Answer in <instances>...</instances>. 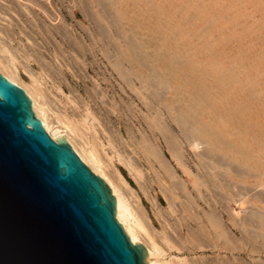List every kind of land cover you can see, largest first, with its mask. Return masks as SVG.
<instances>
[{"label": "rangeland", "instance_id": "rangeland-1", "mask_svg": "<svg viewBox=\"0 0 264 264\" xmlns=\"http://www.w3.org/2000/svg\"><path fill=\"white\" fill-rule=\"evenodd\" d=\"M81 1L82 0H67L66 4H68V6H65V11L71 12L73 9H77L75 10V12H77V17L73 18L74 21L68 20L67 22L70 25H73V27L75 26L74 28H76L77 31L80 26L86 27L90 31H93L95 29L98 32V34L96 35L100 36V32L102 31V29H106L105 27L107 26L105 25L110 19L108 17H110V13H112L113 10L111 6V2L113 0H98L100 2L99 4L92 2V0H83V3ZM156 1L159 3V5H162L160 6L162 10H164L162 13L155 14V7L152 3H150L149 0H125L123 5L126 7L125 12L126 14L128 13V16L126 18L122 16H117V28L119 30L123 29L131 32L133 38H135V41L137 39L141 41V44L145 48L143 49L149 52L151 55L160 46L162 41L161 37L163 35L167 37L171 34L170 30L163 26V24L167 20V15H171L173 19L177 21H181L182 26L185 27V29L188 28V26L183 22L184 20L183 18H181L182 16H180L176 12H173L166 0ZM206 1V6L200 5L198 4V2H196L199 8H197L194 1H190L187 4L190 8L194 7L196 11L200 10L205 12L207 10V12H209L211 15H215L214 6H218L219 4H221V2H229V0ZM87 2L88 5H86L85 7V4ZM184 4L186 3H183V5ZM52 5L54 8L59 7L57 0H54ZM116 5L121 7V4L119 5L118 2H116ZM229 6H231L230 11L221 10L219 12L220 16H224L221 17L220 22H218V25L221 26L219 27V30H215L211 26V24L208 25L207 23H204V21L201 19L199 23V26L201 27H199L196 32L192 31L188 33L189 38H191L192 45L191 47L187 48H184L181 45V54H178V58H180L179 62L186 63V60H190L189 62H196L199 65L208 64L210 63L209 60H214L215 63L216 61L217 63L242 62L243 64L248 66L249 69H251V74L254 72L255 66L264 64V0H233L232 2H230ZM119 7L117 8L119 9ZM0 10V60H6V58L8 59L12 56L14 58V64L16 68L14 73L8 68L7 71L6 68H2V66L0 67V70H6V72L8 73H13V75L15 74L14 77L18 81L19 87H21L22 89L25 87L26 90L33 89V85L31 84V75L38 77V79H40L42 82L41 87L46 90L45 94L49 96V98L47 97V99L50 103V106L54 109L53 111L59 113L60 115L65 114V117L68 116L69 113H67L66 108L71 106L72 108L77 107L79 110H81L79 111L76 108V111H78L79 113L81 112V115L86 112L85 115H87V123L93 125L90 128L87 127V136L90 137L91 135L96 139L97 142L101 143L100 150L101 154L104 156V159L102 160L104 163H102L103 165L101 164L100 166L101 170L108 173V175L111 174V177L112 173L115 172L113 167L117 169V172H119L123 176V178L129 183L132 189L131 192L133 191V194H131L132 200L130 199V201L132 203L134 202L133 204L136 205V200L142 199V206L144 208L146 207L145 210L148 212L150 219L156 220L154 212L157 213V217L163 219L167 217V214L169 212H172L174 209H177V212L175 213L176 216L183 217V225H186L187 221H185V219L187 218L188 214V204L186 202V197L179 190H177L180 195V198L178 199L181 204H173L174 206L172 207V210L171 207L168 206L164 195H169L168 197H170V199H173L174 195H172L171 190L167 187L163 188V190L161 191V189L155 182L156 177H152V174H149L148 165L145 161H143L142 158V150H145L146 147L154 146L162 152L165 160H167L168 163L175 168V162L173 161L167 150V145H171L179 153H181V155L184 154L182 155V158L184 160L185 165L189 168L190 171H192L191 174L196 175L197 179H199L198 181H200V179L205 175L201 169L203 168V164H205L206 159L202 155H192V152L190 151L189 146L187 145L188 142L185 136V132L180 129L178 125L176 127V124L171 121L172 119L166 114V112H162V116H159L158 120L155 121L156 123H159V125L155 126L157 130L156 128L152 129L150 125H148L147 119H145L143 116L144 114L147 115V113L144 105H142L139 101V98L137 100L138 96L136 97V94L130 90L127 91V87L123 86V84L120 83L119 80H115L113 78L116 76V72H113V76H110V69L105 70L103 68L106 63V58L101 59L100 55H98V59L96 60V62L102 61V67L100 69H95L94 71H85L83 68L84 65L90 64L95 57L85 58L83 54L80 53L79 49H71L68 46L62 44V40L60 39V37L54 33L56 32V29L58 30V27L56 25H60L59 16L56 18L55 14L57 12L48 4L46 0H0ZM108 12L110 13L108 14ZM90 13L94 14L93 16L97 20H99L100 25L98 26L102 29H99L98 26L97 28H95L96 26L94 24V21L87 20V17L91 16L89 15ZM91 18L93 17L91 16ZM133 21H137L139 26H133ZM118 23H120L122 26ZM5 26H9V28L11 29L10 33L13 34V37H11L12 35L9 34V36L11 35L9 38L5 34ZM208 34L211 38L208 37ZM35 42L37 43V45ZM80 44L86 48L90 47L91 42L90 40L84 42L81 41ZM25 45H28V47L33 48L30 49L32 50L30 52L33 54V56H37V52L40 51L44 55L45 61L53 63V67L55 68V66H57V68L53 70V68H51V66L46 63V69H44V67L42 68L40 64H37V62L33 60V57L27 58L24 51ZM74 46L76 47V45ZM208 47H210L209 49L212 53L209 51ZM17 48L19 49L17 50ZM53 53L57 54V58L59 59L60 63L58 60L56 61V58L53 57ZM58 54L61 55L59 56ZM1 61L0 65H2ZM52 61H54L55 63ZM45 71H47V73ZM109 77L112 78V82L110 83L113 85L112 88L108 84H106V79H108ZM51 82L53 83V86L50 85L52 84ZM98 82H100V85H98ZM136 84V87L139 89L138 83ZM56 85L57 87L58 85H62V89H58L57 87H55ZM28 87L30 88L27 89ZM125 89L126 92L124 91ZM96 91L98 94L96 93ZM26 95L31 99L27 92ZM166 96L169 95L166 94ZM188 96L189 95L186 92H183L181 95V101L177 100V102L179 101V103L177 104L176 101L175 103L177 105L183 104V106H185L187 104L186 100L188 101ZM259 102V107L261 109L258 108L255 102H249L247 100L246 102L244 101L243 105L247 107L248 110L257 109L260 113H262L264 109L262 110V102ZM151 104L152 107H156V109L153 108V110H157L158 107L156 104L153 103V101ZM86 110L88 111V113ZM61 111H63V113ZM162 111H164V109ZM94 115H96L97 117ZM152 116H155L154 112L149 115L150 119H152L153 121L154 118ZM226 120L228 121V119ZM88 121L92 122L89 123ZM158 128H160V130L163 132L162 134L158 132ZM102 130L104 133H102ZM169 135L172 138H170ZM74 140L78 143L77 144L75 142V146L78 149L77 151L83 154V146H81V143H79L78 140H76L75 138ZM202 146L203 144L199 147V149L196 151L197 153L195 152V154H202ZM72 149L78 155V153L73 147ZM221 153L218 154V152H216V154L213 155L214 158L212 162L214 164L216 163V168L214 164L211 163L212 177H209V184L205 182L207 185L211 186V188L213 187L214 190L216 189L214 191V196H208L207 192L204 190L203 185L205 184H201L202 190L200 191V193L204 195L200 196V193L198 192V197L196 196V199L199 198L198 201L196 200V215L198 216L196 218V232L197 235L205 233L204 229H202V227L207 222L204 215L205 210H207V204L205 201L210 202V206L214 205L212 206L213 209H217L222 203H228L227 205L229 206L228 208L230 214L221 216V220L225 222L227 232L230 234V242L233 246H235L233 254H231L230 251H227V255H224L223 252L220 255H217L215 250L212 251L211 249L209 251L208 248L203 247L204 244H202V246H200L199 248H195L194 251H186V249H183V252L182 250L178 251L175 248H166L168 246L164 242H162L163 244H161L163 245V256L161 255V262H163L164 260L167 264H169V262L170 264H264V180L261 183H257L258 181H256L254 172L248 171V169L245 168L246 166H243L244 164H240L228 154L224 155V153H222V156ZM131 157L134 161L138 160L135 163L138 162L137 165L139 166V169L142 172V176H139L135 171L133 172L132 170H129L128 166L124 164L125 161L127 164V162H129V158ZM221 157H223L224 159H221ZM79 158L81 159L80 156ZM84 163L90 168L93 173L103 178L99 174V172H95L92 169L90 163L86 161ZM197 163L201 167L198 166ZM107 164H109L110 166ZM240 167L243 168L241 169ZM176 173L178 174L181 180L185 179L186 174H183L180 169L177 170ZM245 174L246 177H244ZM137 176L140 178H138ZM104 181L107 183L106 179H104ZM137 181L142 182L143 186H145H142L143 190L139 188ZM144 182L147 184H145ZM200 183L203 182L200 181ZM108 186L110 187L109 184ZM144 189H146V192ZM147 192L149 196H147ZM208 197H210L211 201ZM147 198L153 200L159 198L160 202L158 201V207L154 206L153 208H151V204L149 202L150 200H148ZM222 198L224 201L222 200ZM225 198H227V200ZM211 202H213L214 204H211ZM176 203H178V201ZM179 208H181V211L179 210ZM160 214L162 216H160ZM240 217H242L241 222L239 219ZM237 225H241V228H239V226ZM155 230L160 231L159 226L155 227ZM235 230H242L243 238L241 237V234H235V232H233ZM185 233L186 226L185 229L182 231L183 236H185ZM200 239L201 238L198 237V242L203 243ZM182 240L184 241L185 238H182ZM185 244L187 245V242H185ZM240 245H242L243 247L241 255L237 254V249L238 247H240ZM249 253L253 256L252 258H250V256L248 255Z\"/></svg>", "mask_w": 264, "mask_h": 264}, {"label": "bare ground", "instance_id": "bare-ground-1", "mask_svg": "<svg viewBox=\"0 0 264 264\" xmlns=\"http://www.w3.org/2000/svg\"><path fill=\"white\" fill-rule=\"evenodd\" d=\"M46 1L57 12L55 14L56 18L59 16L60 25H56L58 27V30L56 29V32L54 31L53 32L60 37V39L62 40V44L68 46L71 49H79L80 53H82L85 58L95 57L90 64L84 65L83 68L85 71H89V70L94 71L95 69H100L102 67L101 65L102 61L96 62V60L98 59L97 58L98 55H100L101 59L106 58L105 60L106 63L103 68L105 70L110 69L109 70L110 76H113V72H116V76L113 78L115 80H119V82L122 83L123 86L127 87V91L130 90L136 94V97L138 96L137 100L139 98V101L145 107L147 115L144 114L143 116L145 119H147L148 125H150L152 129L156 128L155 126L159 125V123H156L155 121L158 120L159 116H162L163 114L162 112H166V114L172 119L171 121H173L176 124V127L178 125V127L185 132L186 134L185 136L188 142L187 145L189 146L192 155L193 156L202 155L205 157L206 162L205 164L202 163L203 168L201 169L205 174L204 175L205 179L204 177L202 178L199 177L203 180L202 181L200 179V181L203 182L200 183L196 175H192L191 174L192 171H190L189 168L185 165L184 160L182 158V155L184 154L181 155V153H179L173 146L167 145V150L171 158L175 162L176 165L175 168L172 165H170L167 160H165L162 152L157 147L150 146V147H146L145 150H142V154L144 156V157L142 156L143 161H145L148 165L149 174L150 175L152 174V177H156L155 182L157 183L158 187L161 189V191L163 190V188L167 187L168 189L171 190L172 195H174L173 199L172 198L170 199V197H168L169 195L168 196L164 195L166 198L165 200L168 203V206H170L172 209V207L174 206L173 204L176 205L181 204V202L178 199L180 198V195L179 192H177V190H179L186 197V202L188 204L187 207L188 214H187V218L185 219V221H187L186 225H183L182 222L183 217L176 216L175 213L177 212L176 211L177 209L174 210L172 209L173 211L169 212L167 214V217L163 219L157 217V213L154 212V216L156 220H152L150 219L148 212L145 210L146 207L144 208L142 206L143 205L142 199L141 200L135 199L136 205H134L133 204L134 202L132 203L130 201V199L132 200L131 194H133L132 193L133 191L131 192L132 189L129 183L123 178V176L119 172H117L118 170L113 167L115 172L112 171L113 173L111 177H110L111 175L110 173H109L110 175H108V173L101 170L100 166L102 163H104L102 161L104 159L103 158L104 156L101 154V150H100L101 143L97 142L93 136L91 135L90 137L87 136L86 133L87 127L90 128L93 125L87 123V115H85L86 112L85 113L83 112L84 114L82 113L83 115H81L80 114L81 112L79 113L78 111H76L77 107L72 108L71 106L66 108L67 113H69V115L65 117V114L60 115L59 113L53 111L54 109L50 106V103L47 99V97L49 98V96L45 94L46 90H44V88L41 87L42 85L41 80L38 79V77L31 75V84L33 85V89L26 90L25 87H24L25 89L24 88L23 89L24 91L26 90L28 95L31 97L32 99L31 102L33 107L32 109L34 110L35 115H37L41 120L43 127L49 133L48 135H50L53 140H55L54 138L58 135H64L65 140L71 144L70 146H72L76 150V152L81 157V159L84 162L86 161L90 163L92 169L95 172H99V174L103 178L105 177L104 179H106L107 183L110 185L109 188H111L110 189L111 193H113L112 195L115 197L116 219H118L119 222L123 225L122 227H124L126 231L125 233L127 234L130 241L133 244L135 242H138L142 244V246L145 248L148 255V264H167L164 260L163 262H161L162 259L161 255L163 252L162 242H164L168 246L166 248L169 249L175 248L178 251L180 250L183 251V249H186V251H194L195 248H199L200 246H202V244H204L203 247L208 248L209 251L211 249L212 251L215 250L217 255H220L222 252L224 253V255H227V251H230V253L233 254V250L235 249V246L231 244L230 234L227 232L225 222L221 220V216L230 214L228 208L229 206L227 205L228 203H224V204L222 203L223 205L221 204L217 209H213L212 206L214 205L210 206V202L205 201L206 198L204 199V201L207 204L206 205L207 210H205L204 212L207 222L202 227V229H204L205 233L204 234L198 233L199 235H197L196 218L198 216L196 215L197 212L196 205L199 198L196 199V196L198 195V192L200 193V191L202 190L201 184L202 185L205 184L203 186L208 196L209 195L214 196V191L216 189L214 190L213 187L211 188V186L207 185L205 182H207L208 184L210 183L209 177H212L211 163H213L212 162L214 158L213 155L216 154V152H218V154L221 152L224 153V155L228 154L240 164H244L243 166H246L245 168H247L248 171L254 172L256 181H258L257 183H261L264 180V111L260 113L257 109L248 110L247 107L243 105L244 101L246 102L247 100L249 102H255L258 108L261 109L259 107L260 104L259 101H261L262 102L261 105L263 106L262 110L264 109V64L255 66L254 72L251 74L250 72L251 69H249V67L243 64L242 62L217 63L216 61L215 63L214 60H209L210 63L199 65L196 62H189L190 60H186V63H182L179 62L180 58H178L179 57L178 54H181V45L184 48L191 47L192 45L191 38H189L188 33L192 31L196 32V30L199 29V27H201L199 26L201 19L204 21V23H207L208 25L211 24V26L215 30H219V27L221 26L218 25V22H220L221 17H224V16H220L219 12L221 10L230 11L231 6H229V4L233 0H229V2L226 3L220 1L221 4H219L218 6L217 5L214 6L215 8L214 14L216 16L211 15L209 12H207V10L205 12L200 10L196 11L194 7L190 8L187 4L190 1H194L197 8H199L196 2H198V4L200 5L206 6V2H207L206 0H189V1L166 0L172 11L182 16L181 18H183L184 20L183 22L188 26V28L185 29V27L182 26L181 21H177L173 19L171 15H167V20L165 21L163 26L168 28L171 34L168 35L167 37L164 35L161 37L162 40L161 44L158 47V49L154 53H152V55L146 50H144L145 48L141 44V41H139L138 39L135 41V38H133L131 32L123 29L119 30L117 28V22H118L117 16H122L125 18L128 16V13L126 14L125 12L126 7L123 5L125 0H113L112 1L113 3L111 2L112 4L111 6L113 10L112 13L108 12V14L110 13V17H108L110 18L109 19L110 21L108 20V23L106 22L107 24L105 26L107 27H105L106 29L104 30L98 26L100 25L99 24L100 22L93 16L94 14L91 13L89 14L94 19L91 18V16H89L87 17V20L94 21V24L96 26L95 28H97L98 26L99 29H102V31L100 32V36L96 35L98 34V32L95 29L93 31H90L88 28L80 26L77 31V29L74 28L75 26L73 27V25H70L67 22L68 20H73V18L77 17V12H75V10H77L76 8L73 9L71 12L65 11L66 10L64 9L65 6L66 7L68 6V4H66L67 0H57L59 5L58 8L53 7L52 4L54 0H46ZM149 1L155 7L154 10L155 14H159L164 11L160 7L162 5H159V3L156 0H149ZM92 2H95L96 4L100 3L98 0L95 1L92 0ZM116 2H118L119 5L121 4V7L117 6ZM183 3L186 4L183 5ZM86 5H88V2L85 4V7ZM116 6L119 7V9ZM132 25L139 26L137 21H133ZM10 32L11 29L9 28V26L7 27L5 26V34L9 38L11 35H12L11 37H13V34H11ZM9 34L11 35L9 36ZM208 37H210L209 34ZM87 40H90L91 45L90 47L85 48L80 43L81 41L84 42ZM74 45H76V47ZM210 47H208V49ZM18 49L19 48H17V50ZM30 49L33 48H30L28 47V45H25L24 51L27 58L33 57V60L37 62V64H40L42 68L44 67V69H46L47 64L50 65L51 68H53V70L57 68V66L55 65H54L55 68L53 67L52 65L53 63L46 62L44 59V55L40 51L37 52V56L35 55L33 56V54L30 52L32 50ZM53 57L56 58V61L57 60L59 61V59L57 58L58 57L57 54L53 53ZM1 64L2 65H0V67L1 66L2 68L5 67L7 71L9 69L14 73V71L16 70L14 64V58L12 56L8 59L6 58V60H2ZM6 70L5 71L0 70V72L10 81H12L17 86H19L18 81L14 77L15 74L13 75V73H8L6 72ZM45 72L47 73V71ZM111 82H112L111 77L106 79V84H108L112 88L113 85L110 84ZM136 83H138L139 89L136 87L137 85ZM50 85L53 86V83ZM98 85H100V82H98ZM55 87H57V85ZM29 88L30 87H28L27 89ZM57 88L62 89V85L61 86L58 85ZM124 91L126 92V89ZM183 92H186L189 95L188 101L185 99L187 104L185 106H183V104L177 105L179 103V101L177 102V100L181 101V95ZM165 93L168 94L169 96H166ZM152 101L158 107L157 110L155 111L153 110V108L156 109V107L151 106ZM175 101L177 104L175 103ZM162 108L164 109V111H162L163 110ZM77 110L79 109L77 108ZM61 112L63 113V111ZM153 112L155 113V116L154 117L152 116L154 118V120L152 121L149 115H151ZM226 119H228V121ZM158 130H159L158 132H160L161 134L163 133L160 130V128H158ZM102 133H104L103 130ZM72 137L78 140V142L81 143V146H83L82 149L83 150L82 152H84L83 154L77 151L78 149L75 146L76 145L75 142L77 143V141H75L74 138ZM170 138L172 137L170 136ZM201 143L203 144L201 149L202 154H195V152L202 145ZM222 158L223 157H221V159ZM136 161H134L133 158L131 157L129 158V162H127L126 164L125 161L124 164L128 166L129 170H132L133 172L135 171L139 176H142V172L139 169V166L137 165L138 162L135 163ZM198 166L200 165L198 164ZM179 169L182 171L183 174H186L184 180H181L178 174L176 173L177 170ZM246 174L244 177H246ZM137 184L141 190H143V187H145L143 186L142 182L137 181ZM146 189H144L145 192ZM201 195L202 194L200 193V196ZM147 196H149L148 192H147ZM208 198L211 201L210 197ZM225 199L227 200V198ZM148 200H150L149 202L151 204L150 206L151 208H153L154 206L158 207V201L160 202L159 198L155 200L153 199H148ZM177 201L178 203H176ZM212 203L213 202H211V204ZM179 210L181 211V208H179ZM160 216L162 215L160 214ZM239 219L241 222L242 217H240ZM158 226L160 228V231L155 230V227ZM185 226H186V233L185 236H183L182 231L185 229ZM240 226L239 228H241ZM233 232H235V234H239V235L241 234V237L243 235L242 230H235ZM198 237L201 238L200 240L203 243L198 242L197 240ZM182 238H185V240L183 241ZM185 242H187V245L185 244ZM237 250H238L237 254L241 255L242 254L241 251L243 250L242 245H240V247H238ZM248 255L250 256V258L253 257L250 253Z\"/></svg>", "mask_w": 264, "mask_h": 264}, {"label": "water", "instance_id": "water-1", "mask_svg": "<svg viewBox=\"0 0 264 264\" xmlns=\"http://www.w3.org/2000/svg\"><path fill=\"white\" fill-rule=\"evenodd\" d=\"M0 73V264H148L109 186Z\"/></svg>", "mask_w": 264, "mask_h": 264}]
</instances>
